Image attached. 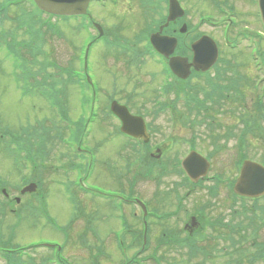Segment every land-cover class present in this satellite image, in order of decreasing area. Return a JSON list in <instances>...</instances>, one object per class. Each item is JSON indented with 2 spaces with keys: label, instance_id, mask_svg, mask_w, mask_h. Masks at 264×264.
Instances as JSON below:
<instances>
[{
  "label": "rangeland",
  "instance_id": "rangeland-1",
  "mask_svg": "<svg viewBox=\"0 0 264 264\" xmlns=\"http://www.w3.org/2000/svg\"><path fill=\"white\" fill-rule=\"evenodd\" d=\"M12 1L15 0H0V6L3 3L4 5L11 4ZM182 1L189 10L188 20L192 25L187 27L184 36L187 44L189 43L187 39L197 36V34L210 35L218 43L220 51L218 67L221 78L228 79L233 71L234 76L232 77L234 78L240 76L244 78L246 75L249 78L250 86L245 85L249 88L239 84V95L236 97L238 100L236 98L227 101L219 99L214 104L208 101L207 104L210 108L198 117L200 120L205 117L204 122L201 120L204 125L199 126L191 124L190 121L194 119L193 115L189 116V119L186 118L187 110L181 100L175 104L172 111L171 109L170 111L163 110L165 105H161L160 102L164 101L165 97H168L169 100L172 99L174 90L168 91L167 96L163 94L162 86L164 83L167 85L168 80L165 79L161 71V65L157 64V61L148 54H141L146 48L144 40L147 34L146 28L147 26L154 27V23L158 21L161 13L158 9L153 10V7L156 8L153 6L156 0H148L146 5L142 4L145 3L144 0H111L103 7L96 3L91 5L89 14L95 22L103 26L108 39L103 41V45L95 43L91 47L88 60L90 75L88 77L92 78V82L97 81V86L101 89L99 92L106 90L107 95H110L115 91L113 95L119 101L129 98L134 101L136 108L133 110H137L138 115L150 123L153 141L159 142L170 136L171 141L180 147L179 151L184 150L185 152L194 134L195 138L198 137L196 147L207 152L208 147L202 144L203 141L200 142L204 137L208 139L211 131H208L207 128H212V133L216 135L227 133L229 130L238 132L242 126L241 115L245 117L244 119L257 117L254 96L256 91L257 93L259 91L258 89L254 90L252 85L257 75H264V70H256L259 65L253 59H259L260 55L251 50L249 46L255 42L258 45V52L263 53L264 59V31L258 26L253 5L247 0H229L235 6L234 11H228L230 14L235 13L233 18L231 17L234 24H230L229 27L208 24L210 20V22H218L225 19V11H222L225 10V6H222V3L215 4V0L212 3L211 0ZM18 8L13 6L6 9V12H0L1 239L5 240L10 236L14 242L21 246L58 243L62 247V255L65 251L64 259L66 261L68 259L72 264H91L92 262L126 264L127 261L129 264H195V259H189L182 253L167 249L169 247L154 248L162 225L177 227L179 221L196 211L193 208L202 205L199 198L191 199L186 203V206L190 207L186 210L189 214L173 215L159 224H153L152 227L155 230L154 234L149 235L150 246L143 251L140 240L134 241L126 229V222L132 228H141L142 221L138 209L126 206L124 202L120 203L118 208H114L113 201L109 205L97 199L92 200V196H99V193L92 190L88 191L87 196L81 194L77 196V190L71 180L68 181L75 175L70 164L85 162L86 159L83 157L73 158L76 153L69 151L63 140L67 139L70 133H75L76 129L79 132L83 127V123L79 124V122L82 119L87 120L90 114L89 104L86 103L85 108H81L79 104L81 88L85 82L75 79L73 68L81 69L77 61L79 48L83 46L88 34L91 38L94 35L95 38L96 31L92 25L82 23L81 19L55 20L50 18L51 21H56L57 33L51 34L47 27L36 26L37 46H39V50H37L33 43H29L30 37L27 36V29L24 26L23 28L18 27L19 24H23V18L19 22L15 20ZM21 12L25 13L27 18L39 17V13L33 8L30 10L26 8ZM202 17L207 19L203 26H199ZM153 20L155 22H152ZM34 24L33 22L32 27ZM244 33L250 35L253 38L252 41L244 38ZM226 39L235 42L236 47L229 48L225 42ZM21 40L25 42L24 46ZM11 47L19 54L20 58H16L13 52H10ZM132 52L141 54L137 56L136 61L132 59ZM213 74L214 70H211L210 75ZM223 82L225 81L223 80ZM112 84L114 87H111ZM206 85V78L203 76L193 77L188 83L189 87L197 90L205 88ZM244 94L246 97L242 101ZM51 95L60 100L59 108L52 104ZM232 96L235 97L236 94L232 92ZM105 101L106 99H104V105L107 102ZM61 111L64 112L67 121L61 116ZM86 125V129L81 134L85 145H81L79 136L71 134L70 139L73 140V143L77 141L78 146L89 152L92 160H95L94 155L97 154L103 161L110 158L112 164L117 167V171L122 168L123 166L119 165L124 164L127 160L122 156L129 157L126 156L129 153L126 149L129 148H125V139L118 132L117 121L114 118L103 119L102 115H96L93 121H89ZM260 133L264 136V124H262ZM13 137L19 139L22 145L33 143L34 149H31L30 154L31 161L24 159L26 155L24 151H20L17 155L14 144L9 146L11 148L9 152L7 143H3V141ZM208 140L211 141V139ZM37 144L40 145L39 149L36 148ZM86 144L95 145L96 148L95 146L89 148ZM245 145L243 153L246 157L264 160V139L259 133H254V136L249 135L248 142L245 140ZM225 146V149L228 150H222L215 156L214 166H216V170H220L225 176H228L227 178H232L237 175L232 161L235 157H239V154L236 153L238 147L237 149L234 147L233 141H229ZM219 149H223V146L221 145ZM222 154H227L224 160H230V163H223L224 160H219V156ZM61 167L65 170L61 171ZM101 168L102 166L97 170H93V168L89 170L88 174L93 170L90 174L92 177H87V180L93 185L88 182L86 184L102 190L113 188L110 185V182L113 181L99 177ZM115 172L116 170H114ZM63 173H67L65 177L60 176ZM181 173L170 171L161 178L162 182L139 178L132 193L130 190L126 191L127 186H125V192L127 195L132 194V196L140 198L143 202H151L154 208H158L162 212H168L176 206L172 185L175 180L182 179ZM23 179L37 181L32 194L27 196L20 194L19 188L23 184ZM62 180L65 182L64 185L59 183ZM2 186L11 193L9 199L2 196ZM225 193V187L221 189L217 187L215 197L205 195L201 199L204 204L210 202L207 208L208 215L211 216L210 219L208 218L209 220H215L216 215L222 214L224 218L221 222L226 221L230 227L238 222L237 218L233 221L231 218L234 211L241 209V206L239 202H235L238 199L232 196L231 198ZM15 196L20 198L18 203L14 201ZM251 204L252 206L257 205L254 209L257 218L252 220L251 227H249V229H254L255 234H253V239L248 237L247 242L239 246L244 248L243 255H239L238 258L240 264L247 262V259L255 253L256 247L251 243L264 240V199H259L254 204L248 200L244 203V207L253 210L250 207ZM9 208L14 210L11 211ZM133 210L138 211L135 218L130 215V211ZM14 211L16 214L10 213ZM205 213L206 211L203 212L204 216ZM246 214L252 215L250 211ZM202 226L206 228L202 234L208 236L207 245L213 247L211 251L216 247L225 248L230 243L228 239L214 237L217 233L227 235L219 222L214 226L207 223ZM218 226L219 228L215 230ZM229 227L231 238L234 236L237 239L239 234H242L237 231L238 228L232 230ZM114 232L119 233L122 237V248L118 246ZM233 249L232 245L227 250L232 251ZM212 254L215 255L216 252L213 251ZM14 255L19 257L22 252H15ZM29 255L32 258H21L20 264H47L45 259L50 256V251L46 247H38V250L36 247L29 250ZM153 256L162 257L157 262ZM236 256L237 254L233 250L232 256H219L213 260L210 258V261L204 264H233L225 262ZM1 257L0 264H4ZM133 259L138 263H134ZM257 264L263 263L258 262Z\"/></svg>",
  "mask_w": 264,
  "mask_h": 264
},
{
  "label": "water",
  "instance_id": "water-1",
  "mask_svg": "<svg viewBox=\"0 0 264 264\" xmlns=\"http://www.w3.org/2000/svg\"><path fill=\"white\" fill-rule=\"evenodd\" d=\"M36 5L45 11L54 13V14H80L84 13L87 7V4L90 0H33ZM260 10L264 18V0H261ZM166 37H161L159 35H152L151 42L153 46L164 52V55H168L173 50V43ZM194 56H193V67L195 69L201 68L205 69L212 65L217 57V49L213 42H208L204 39L195 43L192 46ZM186 66L185 70L181 71V76H186L188 71L186 70L188 64H185V60L179 58H173L170 60V65L172 69L178 72L177 66ZM179 73V72H178ZM122 112H118V115L122 118L123 123L130 118L125 114V117L122 115ZM206 169V168H204ZM186 171L192 175L189 168L186 167ZM204 172V170H201ZM236 190L245 195L257 196L264 193V168L253 164L251 162H246L241 171V176L236 185Z\"/></svg>",
  "mask_w": 264,
  "mask_h": 264
},
{
  "label": "flooded vegetation",
  "instance_id": "flooded-vegetation-1",
  "mask_svg": "<svg viewBox=\"0 0 264 264\" xmlns=\"http://www.w3.org/2000/svg\"><path fill=\"white\" fill-rule=\"evenodd\" d=\"M214 0H211V3ZM249 2V0H247ZM181 7L185 9L183 5V1L179 0ZM210 3V4H211ZM222 3V6L224 5L226 9H229L230 11L235 10V6L229 2V0H215V4H220ZM230 4V5H229ZM254 8V7H253ZM254 13H255V19L257 24H260V20L258 21L257 18V10L254 8ZM235 14V13H234ZM231 18H226L223 20H219L218 22L222 21V25L226 24V22L230 23ZM211 21V20H210ZM208 22L210 25L216 24L218 22ZM174 27H179L181 25H191V23L188 20V15L184 14L181 18H178L172 22ZM173 34L176 33V29H173ZM181 41V39H179ZM180 54H187V51H181L178 52ZM177 54V53H175ZM113 100H116L120 103L125 104L130 111H132L133 107H136V103L132 101L131 99H125L123 101H119L117 99H107L108 101V107H110V104ZM104 110V109H103ZM133 112V111H132ZM178 182H186L183 179H179ZM195 190V189H194ZM209 192V191H208ZM7 197V195H5ZM184 198L181 200V202H184ZM180 208L182 211L188 210L183 204H180ZM179 221V220H178ZM177 221V222H178ZM179 225L175 228L173 227H166L163 229V236L167 240V244L170 245H175L179 249V252L184 254L187 258L189 259H195L196 263L198 264L200 262V259L203 257L202 254V247L204 248V243H207L208 240L204 239V243L201 244V232L202 230H205L206 228L202 227V222L197 223L196 219L193 216L189 217V220H181L178 222ZM216 238L222 239L220 236V233H217ZM205 249V248H204ZM210 257V256H209Z\"/></svg>",
  "mask_w": 264,
  "mask_h": 264
},
{
  "label": "trees",
  "instance_id": "trees-1",
  "mask_svg": "<svg viewBox=\"0 0 264 264\" xmlns=\"http://www.w3.org/2000/svg\"><path fill=\"white\" fill-rule=\"evenodd\" d=\"M2 7H3V5H2ZM241 130L244 131V132H253V133H255L254 132L255 128H254L253 125H251V121H244L243 127H242Z\"/></svg>",
  "mask_w": 264,
  "mask_h": 264
}]
</instances>
